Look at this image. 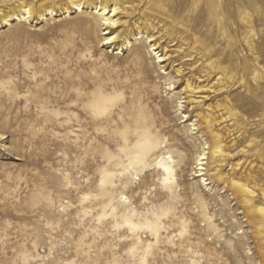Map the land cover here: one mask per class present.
I'll list each match as a JSON object with an SVG mask.
<instances>
[{"label":"rangeland","instance_id":"obj_1","mask_svg":"<svg viewBox=\"0 0 264 264\" xmlns=\"http://www.w3.org/2000/svg\"><path fill=\"white\" fill-rule=\"evenodd\" d=\"M52 1L0 5V264H264V0Z\"/></svg>","mask_w":264,"mask_h":264},{"label":"bare ground","instance_id":"obj_2","mask_svg":"<svg viewBox=\"0 0 264 264\" xmlns=\"http://www.w3.org/2000/svg\"><path fill=\"white\" fill-rule=\"evenodd\" d=\"M69 1H70L69 3L70 7L66 6L65 4L64 10L68 11L69 9H73L75 11H82L85 6H93L96 11L97 10L99 12L102 11L103 16H107L110 13H112L111 16L107 18H103L105 25L107 26L106 27V30H108L107 34H109V36L105 38V43L113 44V42L117 40L118 35H116V33L113 30L118 24L117 19L115 18L118 16L119 11L121 9L120 3L118 1L113 0L111 8L106 4V0H69ZM159 1L162 2L163 0H159ZM36 2L40 3L39 7H36L37 4ZM10 3L16 5L14 8H12V15L17 17L28 15V18H31L34 17L35 14H37L38 17L41 18L45 15L46 12L52 13L54 8V4H53L54 1L52 0H0V5H4V4L7 5ZM140 4L141 2H138L136 4V7L139 6ZM167 5L168 6L172 5L171 1H169ZM165 13L166 10L163 8L162 4L157 5L156 9H151L150 13H146L148 26L153 29H156L157 25H161V24L164 27H168V22H166L161 18L166 15ZM9 17L10 16L8 15V13L3 14V20H7ZM187 44H189V42H187ZM194 54L196 55V57H198L197 55H199V58H197L195 63L191 66H196L201 63L202 64L205 63L204 61H206L207 56L204 53H202L200 48L194 47L193 52L190 54V56ZM182 68L183 66L181 67L180 71L182 70ZM216 69L217 66L214 64L213 61H209L203 67L200 68L198 67L200 74L199 79L201 78L204 79L207 76L212 75L214 72L219 71L221 74L220 76L221 78H219L218 84L214 88V92H220L226 87V85H233L234 77L233 75H230L226 69H221V68H218V70ZM187 88L191 92H196L197 90H199V86L193 83H188ZM93 106L98 107V103L95 102V105L93 104ZM225 108L228 118H234L236 116V114L234 113L233 109L229 106V104H227V107ZM202 121L208 124L207 120L202 119ZM221 147H222L221 142L218 138V140H216L214 143L212 155L213 156L221 155L222 154ZM232 187L234 191L238 194V196L242 199L244 205L248 206L249 209L253 210L252 212L257 217L258 222H260L261 224L264 223V208L263 207L257 208L253 206V199L256 194L252 190H250L246 184L240 182H232Z\"/></svg>","mask_w":264,"mask_h":264}]
</instances>
